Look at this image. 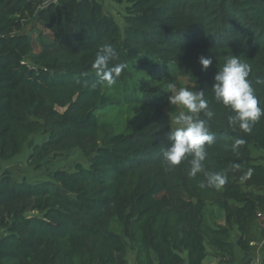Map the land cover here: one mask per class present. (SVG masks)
<instances>
[{
    "label": "trees",
    "instance_id": "1",
    "mask_svg": "<svg viewBox=\"0 0 264 264\" xmlns=\"http://www.w3.org/2000/svg\"><path fill=\"white\" fill-rule=\"evenodd\" d=\"M114 1L127 3L124 26L100 0H0V161L48 135L28 156L35 179L0 176V264L233 263L234 231L249 251L264 213V162L253 153L264 150V115L250 132L230 126L234 112L212 85L237 55L264 108V0ZM109 45L117 57L107 68L124 65L113 74L118 95L95 63ZM182 79L214 113L197 114L215 139L195 177L191 156L175 166L163 158L178 127L168 85ZM123 107L151 114L121 131L103 111ZM237 138L245 143L233 151ZM206 173L226 183L210 186Z\"/></svg>",
    "mask_w": 264,
    "mask_h": 264
},
{
    "label": "clouds",
    "instance_id": "2",
    "mask_svg": "<svg viewBox=\"0 0 264 264\" xmlns=\"http://www.w3.org/2000/svg\"><path fill=\"white\" fill-rule=\"evenodd\" d=\"M117 57L116 51L109 45L102 47L95 61L97 72L109 85L113 84V74L119 75L123 64H118L110 69L108 63ZM199 62L204 69H207L212 60L201 56ZM251 71L250 65L241 61L237 55L225 58L223 66L217 71L214 77L212 89L215 99L223 105L230 107L234 115L229 116V125L239 127L250 132L252 124L264 115V108L259 106L258 100L253 93L247 77ZM260 82V81H258ZM168 88L173 91L170 102L173 105H182L187 112L181 111L175 118L178 125L169 134L170 145L163 150V158L169 165H179L187 156H191V169L189 175L195 177L197 173L204 170L203 161L206 159L205 145L214 142V135L209 131L207 121L200 119L197 114L206 112L211 118L214 113L208 107V101L201 91H193L187 87L176 90L175 84H169ZM245 143L244 139L237 138L232 145L233 151L239 149ZM251 175V170L247 173ZM207 184L220 188L226 183L227 177L220 173H206ZM204 187L203 184L200 185Z\"/></svg>",
    "mask_w": 264,
    "mask_h": 264
},
{
    "label": "rangeland",
    "instance_id": "3",
    "mask_svg": "<svg viewBox=\"0 0 264 264\" xmlns=\"http://www.w3.org/2000/svg\"><path fill=\"white\" fill-rule=\"evenodd\" d=\"M100 1L103 3L105 11L107 13L112 14L117 19V21L122 26H124L125 22L123 19V15L125 14V7L127 6V3L121 4V3H118L114 0H100ZM139 74L143 75L142 72H139ZM186 84H187V80L182 79L181 80V86H177L176 90L178 91L181 87H185ZM106 91H110L113 94L118 95L120 92V87L114 83L111 85L107 84L106 85ZM173 94L174 93H172V95ZM166 110L169 113V115L171 116V118L173 119L175 126H176V124H175L176 116L181 111L187 112V109L184 108V106L173 105V104H171V102H170V104ZM103 112H104L103 113L104 114L103 115L104 120L114 122L119 130L125 131V132H132L135 129V127L138 126L147 117L148 114H151L150 113L151 111H149L147 109H140V113H138L136 110L130 109L128 107H123L121 110L110 109V110H105ZM47 138H48L47 134H39V135L34 136L32 138V140L30 141V143L25 148V150L20 155H18L16 158H14L11 161H0V168L2 169V171L4 169L8 168L14 173V175L18 179H23L24 177H28L32 180L35 179L36 178L35 173L32 170V167L28 164V156L31 153L34 144L42 143ZM253 153H254V155H264V150H259V149L253 148ZM73 157H74V155L67 159L68 162L63 161L62 164L57 165V167L63 166L67 163V167L69 168L70 163L73 160ZM80 159L85 164H88L86 159H83L81 157H80ZM237 232H238V230L236 229L234 231V234ZM234 240H235V236H234ZM133 258H134L133 252L130 251L129 260L132 262Z\"/></svg>",
    "mask_w": 264,
    "mask_h": 264
},
{
    "label": "crops",
    "instance_id": "4",
    "mask_svg": "<svg viewBox=\"0 0 264 264\" xmlns=\"http://www.w3.org/2000/svg\"><path fill=\"white\" fill-rule=\"evenodd\" d=\"M262 156L264 161V155ZM2 169L0 168V176L2 174ZM264 227L259 220L256 221L252 234H251V249L249 251H243L238 246L239 232L233 233L232 242L235 247V260L233 263L229 264H261L264 258ZM1 233V231H0ZM235 236V240H234ZM203 264H228L221 263L218 258L214 255H208Z\"/></svg>",
    "mask_w": 264,
    "mask_h": 264
},
{
    "label": "built area",
    "instance_id": "5",
    "mask_svg": "<svg viewBox=\"0 0 264 264\" xmlns=\"http://www.w3.org/2000/svg\"><path fill=\"white\" fill-rule=\"evenodd\" d=\"M258 220L261 222L262 226L264 227V213H259Z\"/></svg>",
    "mask_w": 264,
    "mask_h": 264
}]
</instances>
